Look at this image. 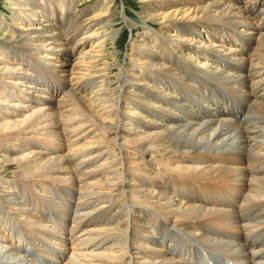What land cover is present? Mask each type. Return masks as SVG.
I'll use <instances>...</instances> for the list:
<instances>
[{
	"label": "bare ground",
	"instance_id": "obj_1",
	"mask_svg": "<svg viewBox=\"0 0 264 264\" xmlns=\"http://www.w3.org/2000/svg\"><path fill=\"white\" fill-rule=\"evenodd\" d=\"M78 1L7 0L11 14H0V29L6 32L0 40V264H31L18 251L34 255L38 264H43L38 259L58 263L35 249L23 250L19 239L5 234V219L12 223L14 217L44 232L29 236L33 230L24 229L29 241L61 235L66 243L61 247L70 255L64 264H193L207 248L234 253L237 264H264V227L253 229L264 224V201L255 200H264V32H253L259 24L246 13L259 0H140L139 21L148 30L136 36L138 29L132 30L133 46L123 62L108 49V42L118 43L116 0H97L98 7L83 11L75 9ZM92 7L96 10L87 12ZM71 11L79 27L61 33ZM208 22L250 34L256 45L252 52L216 45L247 71L221 72L193 60L191 53L205 54L212 46L206 39ZM44 69L64 80L67 89L56 94L39 88L33 72ZM193 69L236 87L251 83L255 99L249 124L198 113L191 119L172 111L184 104L176 97L181 90L175 78L186 82L182 74ZM160 85L176 86L177 94L171 99ZM232 110L240 119L241 104ZM16 146L25 147V153ZM219 156L233 165L213 162ZM11 169H16L13 177L3 181ZM24 180L29 190L39 182L77 187L79 202L87 207L73 214L59 203L60 210L49 209L42 223L39 195L25 200L14 193L15 183ZM199 185L213 190L209 198L195 196ZM107 212L111 221L100 226L97 220ZM49 223L57 235L44 229ZM67 223L78 226L76 237ZM211 226L224 234H214ZM95 238L103 247L89 245Z\"/></svg>",
	"mask_w": 264,
	"mask_h": 264
},
{
	"label": "rangeland",
	"instance_id": "obj_2",
	"mask_svg": "<svg viewBox=\"0 0 264 264\" xmlns=\"http://www.w3.org/2000/svg\"><path fill=\"white\" fill-rule=\"evenodd\" d=\"M66 2H68V3H70V1L71 0H65ZM97 0H80V1H78L77 2V4L75 5V9L76 10H84V9H86L87 7H89V6H95L96 4H95V2H96ZM221 1H227V0H221ZM234 1H237V0H231V1H228V3H230V2H234ZM263 2H261V0H259V1H255V4L253 3L252 5H250V7H249V4L247 5L249 8H248V10H247V15H249L250 17H251V19H254V21L256 22L255 24L257 25V27H258V24H259V27L257 28L256 27V25H255V27L257 28L256 30H254L253 29V32H255V31H257V32H264L263 30H264V25H262V23L264 24V21L263 22H261V21H258L257 20V16H256V14L257 13H262V14H264V7L262 6V4L264 3V0H262ZM138 2H140V0H116L115 1V3L112 5L113 6V8L115 9V10H117V16L114 18V28H115V31H116V33H117V46L115 45L114 46V44H113V42L111 43V42H108V49H109V47L111 46V49H113V53L116 55V56H119V57H121V60H122V62L127 58L126 56V54H127V51H128V49L130 48V47H132L133 46V41H134V39H133V33H132V30L133 29H138L137 30V32L135 33V36L136 35H138L139 33H141L143 30H148L147 28H143L142 26H141V24H143L141 21H139V17H140V14L139 13H141V12H139L140 11V9H139V3ZM257 4H259V5H257ZM7 5H9L8 4V2H7V0H0V14H6V13H9V14H11V12L8 10V8H7ZM254 5H256L255 7H254ZM259 6V7H258ZM96 7H98L97 5H96ZM96 7H92V8H90V9H87V12L89 11H91V12H94L95 10H96ZM117 7V8H116ZM251 8V9H250ZM258 8V9H257ZM255 11V12H254ZM73 12L71 11V13L69 12L67 15H65L64 16V20H63V25H64V27L65 28H63L62 30H61V33H64L65 31V29H73V30H76L78 27H79V19H78V17H76L75 15H73L72 14ZM254 13V14H253ZM256 13V14H255ZM119 14V15H118ZM252 15V16H251ZM123 19V20H122ZM125 19H128V21H125ZM132 19V20H131ZM77 20V21H76ZM81 22V21H80ZM208 23H210V24H208ZM207 24H206V26H207V29L209 30V36L207 37L206 36V39L208 40V42H209V40H211L209 43H211L212 44V46H209V50L210 51H207V52H205V54H199V55H195L196 53H191L192 55H194L196 58L195 59H193V60H196V61H199V63H201V61H207V62H209L210 64L209 65H206V67H208V68H211V66L212 67H214L215 66V68L216 67H218L219 69H221V72H235V71H237V73L239 74V73H242V72H245V71H247V68L245 67V65H242L241 64V62H239L237 59H233V58H231L230 56H228L227 55V57H226V52H224L223 53V51H219V46H216L217 44L219 45V44H225L227 47H234V48H237V49H239L238 51H245L246 53L247 52H252V51H254L255 50V48H256V45H255V41L253 40L252 41V39L250 38V34H247L246 33V30H244V28H239V30L237 29V28H234V27H230L229 25H224V24H218V23H211V22H208ZM258 23V24H257ZM261 24V25H260ZM222 25V26H221ZM224 25V26H223ZM216 26V27H215ZM261 27H263V28H261ZM261 28V29H260ZM231 29V30H230ZM230 30V31H229ZM7 31V30H6ZM242 31V32H241ZM7 32H9V31H7ZM232 32V33H231ZM6 33V32H5ZM5 33L3 32V30L2 29H0V40H2L3 39V37L5 36ZM234 33V34H233ZM239 33H241V34H239ZM238 36H237V35ZM221 35V36H220ZM224 35V36H223ZM236 35V36H235ZM214 36V37H213ZM249 36V37H248ZM236 37H238V38H236ZM239 37H242L243 39H241L240 38V40H239ZM195 39H198V37L197 36H195L194 37ZM223 38H225V39H223ZM235 38V39H234ZM230 39V40H229ZM223 40V41H222ZM231 40H232V42H233V44H229V43H232L231 42ZM135 41H136V38H135ZM218 41V42H217ZM163 47V45L161 44V43H159V48H162ZM214 47V48H213ZM219 48V49H218ZM21 49V48H20ZM214 50V51H213ZM213 52L215 53V54H213ZM217 53V54H216ZM218 55V56H217ZM222 55V56H221ZM198 56H199V58H198ZM203 56V57H202ZM207 56H210V58L209 57H207ZM220 56H221V58H220ZM213 57V58H212ZM224 57V58H223ZM230 58H231V60H232V62H231V60H230ZM190 59H192V58H190ZM222 59V60H221ZM227 59H229V60H227ZM227 60V61H226ZM226 61V62H225ZM229 61V62H228ZM54 62H55V64L57 63V61H55L54 60ZM233 62H235V63H233ZM229 63H231V64H229ZM233 65V66H232ZM238 68H237V67ZM239 67H241V68H239ZM194 71H196L197 73H199L200 75H204V76H206V77H208V78H210L211 80H213L214 82H205L206 83V85L207 86H209V87H211V89H209V90H218L219 88H225V89H227L228 91H230V92H232L236 97H237V99L241 102V113H242V116H241V118L239 119V118H237L236 117V115L234 114V111L232 110V108H230V107H228V106H226V105H219L220 103H216V104H211V103H208L206 106H209L208 107V110H206L205 112H206V114L204 113V111H201V110H199V109H194V108H192L191 106H189L188 104H187V102L186 101H184V97L182 96V94H181V96H180V94H177V93H175L174 91H173V89L176 87V86H174V88H173V86H170L169 88H167V87H163L162 85H160L161 86V88L163 89V91L164 92H170V94H168L169 96L172 94V95H176V97L177 98H180V99H183V105L181 106V105H179L178 106V109H177V111H178V113H184L183 115L185 116V117H188V118H191V119H194L195 117H196V115H197V113H198V116L199 117H209V118H213V117H221V116H227V117H231V118H233L234 119V121H237L238 120V123L240 124V125H248L249 124V122H250V119H251V108H250V106L252 107V102H254V100H253V98H254V87L252 86V87H248V86H251V83H250V85H241L240 84V87H236V85H233L232 83H225L223 80H219V79H217L215 76H213V75H211V74H209V73H205V71H200V70H202V69H198V70H196V69H193ZM193 70L191 71L192 73H193ZM240 70H242V72L240 71ZM244 70V71H243ZM172 71V70H171ZM198 71H200V72H198ZM33 75L35 76V78H34V80H35V82H36V84H39V85H41L42 87H39V88H44V89H47V90H51V91H54L56 94H61V90H66L67 89V84H66V82L64 81V80H62V79H60V78H57V77H55V76H53L52 74H49V72L47 71V69H44L43 70V72H33ZM182 75H184V77H182V79H185L186 80V82H183V80H179L178 78H175V79H177L176 81H177V88L178 89H180L181 90V93H182V85H184V83L186 84L187 83V80H188V76L189 75H185V74H182ZM26 77H30L29 75H26ZM42 77V78H41ZM214 78V79H213ZM52 79V80H51ZM168 79V78H167ZM50 80V81H49ZM57 80V81H56ZM215 80H217V81H215ZM63 81V82H62ZM180 83V84H179ZM50 84H52V85H50ZM54 85V86H53ZM229 85V86H228ZM245 86H247V87H245ZM231 87V88H230ZM247 88V89H246ZM207 89V88H206ZM236 89V90H235ZM251 91V93H248L247 91ZM247 92V93H246ZM251 94V95H250ZM179 95V96H178ZM171 97V96H170ZM251 97V98H250ZM171 99H172V97H171ZM246 99V100H245ZM255 99V98H254ZM251 100H253V101H251ZM251 101V102H250ZM166 103H169V102H166ZM237 103H239V102H237ZM250 103V104H249ZM240 104V103H239ZM249 104V105H248ZM165 105V104H164ZM166 107H169V106H167V105H165ZM213 106H215V107H213ZM225 108H224V107ZM217 107V108H216ZM219 107V108H218ZM170 108V107H169ZM213 108V109H212ZM250 108V109H249ZM171 109V108H170ZM19 110H20V112H19V116H24V114H26V111L22 108V107H19ZM172 111H174V112H177V111H175L174 109H171ZM4 111V108L2 107V105L0 104V113H2ZM187 111V112H186ZM202 113V115L200 114V112ZM207 111H208V113H207ZM210 111V112H209ZM195 112V113H194ZM216 114H215V113ZM250 113V115H249V113ZM186 114V115H185ZM221 114V115H220ZM247 114V117H250V119L249 120H246L245 118H246V115ZM11 117L12 116H14L13 114H9ZM188 115V116H187ZM211 115V116H210ZM213 115V116H212ZM247 122H246V121ZM15 148H18V149H20V151L22 152V153H25V147H18V146H16ZM67 151V150H66ZM66 151H64L63 149H62V151L61 152H66ZM48 152V151H47ZM44 155H46V154H44ZM228 155H231V154H228ZM185 156H190V155H185ZM201 156H203V157H207L208 156V154L207 153H204V154H202ZM237 157H238V159H241V157L239 156V155H237ZM213 162H217V163H219V164H231V165H233V163H234V161L232 160V159H229V158H226V157H224V156H219V160H216V159H214V161ZM14 166H16V164L15 163H11L10 164V167H14ZM155 168H153V169H156V167L157 166H154ZM163 167H157V169H162ZM152 169V170H153ZM164 169V168H163ZM263 170H264V168H262ZM261 169V170H262ZM165 170H167V169H165ZM16 171V169H11L10 171H8L7 172V174H6V177H4L3 178V181H6L7 179H11L12 177H13V174H14V172ZM1 174V173H0ZM171 175H172V173H170ZM28 180H31V179H27L26 181H28ZM24 182H25V180L24 181H22L20 184H16L15 183V187H14V193H20V195H21V193H27V192H29V191H31L30 193H31V195H32V197H36V196H38L37 198L39 199V198H41V196L44 198H47L46 199V201H47V204H48V206H49V209L50 210H52V211H59L60 210V208H61V205L59 204V203H63V201L62 200H57L55 197H57L58 195H59V192L61 193V196L60 197H62L63 199L65 198L66 200H67V202L69 201V200H71L72 202H69V204L71 205V206H73V211H70L69 210V213L71 212V213H73L74 214V212H76V210H78V212L80 211V208H85V207H87V205H81V203L79 202V194H80V191H79V189L77 188V187H74V186H72V185H68V184H63L62 185V188L60 187V185L58 184L57 185V183H53V184H56V187H55V185H53V184H49V183H43L42 185L40 184V182L39 183H37V184H30V188H32L31 190H29L28 189V187H26L25 185H24ZM31 182H34V181H32L31 180ZM33 185V186H32ZM51 185V186H50ZM5 186V185H4ZM54 186V187H53ZM65 186V187H64ZM69 186H71L72 188H70ZM199 189H197V191H196V194H195V196H197V197H199V198H209L210 197V195H211V193L213 192V190L212 189H209V188H205V187H202V186H200L199 185ZM239 187V189H243L244 187H242V186H238ZM40 188V189H39ZM74 188V189H73ZM25 189H26V191H25ZM47 189V190H46ZM51 189H54V190H59V191H57V193L55 192V194H53V193H50L49 191L51 190ZM60 189H61V191H60ZM63 189H65V190H63ZM217 189H219V188H217ZM29 190V191H28ZM72 190V191H71ZM23 191V192H22ZM36 191V192H35ZM64 192H65V194H64ZM19 193H18V195H19ZM35 193V194H34ZM36 193H38L37 195H36ZM43 193V195H41ZM45 194V195H44ZM68 194V195H67ZM47 195V196H46ZM200 196H202V197H200ZM28 197V196H27ZM26 197V198H27ZM53 197V198H52ZM49 199V200H48ZM64 199V200H65ZM54 201L56 202V203H54ZM62 201V202H61ZM50 202H51V204H50ZM50 204V205H49ZM64 204V203H63ZM84 204V203H83ZM41 205H42V207L44 206L43 204H39L38 205V208L39 207H41ZM58 207H57V206ZM7 207H9V205L7 206ZM28 209H30L31 211H33V212H35L36 213V211H34V210H32L29 206H26ZM57 207V208H56ZM80 207V208H79ZM9 209H10V207H9ZM67 209V208H66ZM76 209V210H75ZM10 211H12V210H10ZM108 213L109 212H107V213H105L104 215H103V217L101 218V219H98L97 221H99V222H101L102 224L100 225V226H104V225H106L107 223H109L110 221H111V217L108 215ZM39 216H40V218H41V222L42 223H44V220H43V216L45 215V212H43V211H40V212H38L37 213ZM41 214V215H40ZM17 217V216H16ZM20 217H17V218H15L14 217V220H13V222L12 223H9L8 221L9 220H7V219H5V221H4V226L6 227V229H5V234H8V235H10L9 233H11V234H13L15 237H16V239L18 240L19 239V241L20 242H23L25 239H27L26 237V235L24 234V232H25V230L27 231V232H29L28 230H33L34 228L33 227H31L30 228V226L31 225H28V227L26 226V224L24 223L25 222V220L23 219V218H20ZM18 221V223H17V221ZM103 222H102V221ZM106 220V221H105ZM237 223V222H236ZM6 224H7V226H6ZM50 224V223H49ZM10 226L11 227H13L14 228V230H12V232H11V228H10ZM17 228H16V227ZM50 226L51 227H46V226H44V229H47V228H52L53 230H55V232H56V235H57V232H58V230L56 231V226H53V225H51L50 224ZM24 227V228H23ZM36 227V226H35ZM70 227H71V225H70ZM262 227H264V224L263 225H261V226H259L258 228H254L253 227V229H256V230H259L260 228H262ZM33 228V229H32ZM37 229H35V230H33V232L31 233V231L29 232V236L31 235V234H35L36 232L37 233H41V234H43L44 232H42V229L40 228V227H36ZM25 229V230H24ZM67 230H68V228H67ZM8 232V233H7ZM80 234V233H79ZM25 235V236H24ZM38 235V234H37ZM33 236V235H32ZM11 237V236H10ZM49 237L50 238H60L61 239V242L60 243H62V244H60L59 242H58V240H50L51 241V243H53V245H55V246H57V247H60V245L62 246V245H64V244H66L64 241H62V240H65V239H63L62 237H61V235H57V237L56 236H46L45 237V239L47 238V239H49ZM11 238H13V240H14V237L12 236ZM66 238L67 239H69L70 237L69 236H66ZM31 239H32V237H31ZM82 239V238H81ZM37 238L36 237H34L32 240H30V242H31V244L32 245H34V247L36 248V252H38V253H41V254H43V255H45L46 257H47V259H52V261L53 262H55L53 259H55V256L53 255V252H51V253H48V252H50V251H46V250H44V249H42V251L40 250V248H41V246L39 245V243H37ZM94 240V239H93ZM73 242V241H72ZM95 242V243H94ZM99 242V238H95V240L92 242V243H90L89 245L91 246V247H96V248H101V247H103V245H100L99 247H97V245H95L96 243H98ZM24 243V242H23ZM73 243H77V242H73ZM39 246V247H38ZM38 250V251H37ZM17 253H20L21 254V256L23 257L24 255V257L25 258H27L28 257V259H29V261H28V263L30 262L31 264H33V260H34V262H36V260H35V256L34 255H26L25 253H22V252H17ZM55 253V252H54ZM57 253H60L59 251H56V257L57 256H61V254H57ZM49 256V257H48ZM150 256H152V255H150ZM68 257H70V255H68L67 257H65V259L64 260H62V261H60V262H58L57 264H64V262H66L67 260H68ZM46 259V258H45ZM46 259V260H47ZM37 263V262H36ZM56 263V262H55ZM38 264V263H37Z\"/></svg>",
	"mask_w": 264,
	"mask_h": 264
},
{
	"label": "flooded vegetation",
	"instance_id": "obj_3",
	"mask_svg": "<svg viewBox=\"0 0 264 264\" xmlns=\"http://www.w3.org/2000/svg\"><path fill=\"white\" fill-rule=\"evenodd\" d=\"M245 189L246 190H248V188L247 187H245ZM253 199H255L253 196H251ZM256 201H258V202H262V201H264V200H260V199H255Z\"/></svg>",
	"mask_w": 264,
	"mask_h": 264
}]
</instances>
